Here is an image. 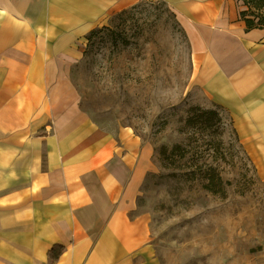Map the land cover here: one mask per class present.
I'll list each match as a JSON object with an SVG mask.
<instances>
[{
  "label": "crops",
  "instance_id": "1",
  "mask_svg": "<svg viewBox=\"0 0 264 264\" xmlns=\"http://www.w3.org/2000/svg\"><path fill=\"white\" fill-rule=\"evenodd\" d=\"M144 0H0V264H134L150 240L134 217L152 149L101 128L73 71L87 36ZM191 46L192 87L230 117L264 185V26L241 0H168Z\"/></svg>",
  "mask_w": 264,
  "mask_h": 264
},
{
  "label": "rangeland",
  "instance_id": "2",
  "mask_svg": "<svg viewBox=\"0 0 264 264\" xmlns=\"http://www.w3.org/2000/svg\"><path fill=\"white\" fill-rule=\"evenodd\" d=\"M117 14L96 28L108 29L88 41L73 77L90 120L113 134L126 128L152 149L131 213L144 217L150 240L134 264H264V185L230 117L206 108L192 87L182 15L168 0ZM195 106L217 111L222 123L189 127ZM176 144L183 150L164 159L161 147ZM211 167L223 180L220 193L205 187Z\"/></svg>",
  "mask_w": 264,
  "mask_h": 264
},
{
  "label": "trees",
  "instance_id": "3",
  "mask_svg": "<svg viewBox=\"0 0 264 264\" xmlns=\"http://www.w3.org/2000/svg\"><path fill=\"white\" fill-rule=\"evenodd\" d=\"M245 6L248 7V10L241 12L242 19L246 22L248 29L253 28H262L264 26V0H241ZM127 12L123 10L118 16H123ZM108 29L100 28L94 29L87 36V40L91 41L92 37L96 35L101 30ZM186 123L189 124V127H195L196 125L200 126L203 131L210 130L214 128L216 125L222 123L221 116L215 110L204 109L200 106H195L191 108V115L187 118ZM182 145L176 144L170 150L163 146L160 149V153L163 158H167V154L169 151L175 153L176 151H182ZM207 183L205 187L212 193H220V185L223 186L222 178L216 173L214 167H211V173L207 176ZM65 247L61 245H55L48 252L49 264H53L57 262L62 255Z\"/></svg>",
  "mask_w": 264,
  "mask_h": 264
}]
</instances>
